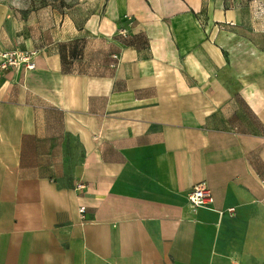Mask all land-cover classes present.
I'll list each match as a JSON object with an SVG mask.
<instances>
[{
    "label": "crops",
    "instance_id": "0c3cea01",
    "mask_svg": "<svg viewBox=\"0 0 264 264\" xmlns=\"http://www.w3.org/2000/svg\"><path fill=\"white\" fill-rule=\"evenodd\" d=\"M255 15L205 0H107L66 24L72 39L97 38L90 56L0 37L36 64L0 79V264H264ZM198 184L210 208L188 202Z\"/></svg>",
    "mask_w": 264,
    "mask_h": 264
},
{
    "label": "rangeland",
    "instance_id": "374dc122",
    "mask_svg": "<svg viewBox=\"0 0 264 264\" xmlns=\"http://www.w3.org/2000/svg\"><path fill=\"white\" fill-rule=\"evenodd\" d=\"M205 1L222 4L225 8L248 9L258 16L264 11V0ZM106 3L107 0H0V37L5 38L7 44L27 39L43 48L58 46L63 51H68V44L70 47L76 44L90 56L93 50L99 51L97 38L77 30L72 39V31L66 24L71 20L76 26L82 25L91 15L104 11ZM9 46L10 49H0V52L20 50Z\"/></svg>",
    "mask_w": 264,
    "mask_h": 264
},
{
    "label": "built area",
    "instance_id": "2783aa9c",
    "mask_svg": "<svg viewBox=\"0 0 264 264\" xmlns=\"http://www.w3.org/2000/svg\"><path fill=\"white\" fill-rule=\"evenodd\" d=\"M121 35L127 37L128 32L123 30ZM35 53L30 51H21V50H13V51H1L0 52V79L4 72H7L11 69L20 70L25 69L32 71L36 68V64L34 62ZM120 62V56L114 54L112 56V68L118 66ZM188 202L194 208H210L214 202L215 198L211 191V189L206 184H198L192 188L190 193L188 194ZM86 212V208L82 207L80 209V213L84 216Z\"/></svg>",
    "mask_w": 264,
    "mask_h": 264
}]
</instances>
